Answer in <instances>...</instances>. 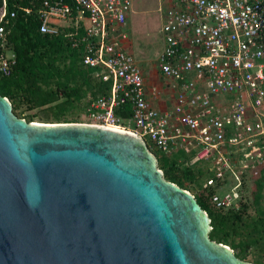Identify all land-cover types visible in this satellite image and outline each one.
<instances>
[{
	"label": "water",
	"instance_id": "water-1",
	"mask_svg": "<svg viewBox=\"0 0 264 264\" xmlns=\"http://www.w3.org/2000/svg\"><path fill=\"white\" fill-rule=\"evenodd\" d=\"M210 229L136 134L28 122L0 95V264H255Z\"/></svg>",
	"mask_w": 264,
	"mask_h": 264
},
{
	"label": "built area",
	"instance_id": "built-area-1",
	"mask_svg": "<svg viewBox=\"0 0 264 264\" xmlns=\"http://www.w3.org/2000/svg\"><path fill=\"white\" fill-rule=\"evenodd\" d=\"M131 5L132 0H43L37 9L43 33L83 22V63L111 82L110 94L92 101L82 115L88 120L75 123L132 132L167 155L194 151L191 162L210 158L214 176L204 186L220 182L211 201L236 208L241 173L264 157V0H172L162 11L164 47L157 67L176 91L174 106L165 111L152 105L140 66L120 43ZM4 17L5 10L0 47ZM13 63L11 54L0 52V74L10 75ZM125 103L131 115L116 116L115 107Z\"/></svg>",
	"mask_w": 264,
	"mask_h": 264
},
{
	"label": "trees",
	"instance_id": "trees-1",
	"mask_svg": "<svg viewBox=\"0 0 264 264\" xmlns=\"http://www.w3.org/2000/svg\"><path fill=\"white\" fill-rule=\"evenodd\" d=\"M42 1L4 0L0 52L11 54L14 63L10 75L0 74V95L11 102L13 115L28 122H83L89 104L110 94L111 82L96 77L83 63L88 42L83 22L62 26L55 34L39 30L37 9ZM21 6L29 7L30 12L25 13ZM114 113L129 117V104L117 105ZM147 145L163 179L191 191L207 213L209 239L229 246L240 260L264 264V157L251 161L241 173L243 193L238 206L222 208L210 199L220 182L204 186L214 176L210 158L191 162L194 151L167 155L149 140ZM237 158L242 160L243 155Z\"/></svg>",
	"mask_w": 264,
	"mask_h": 264
},
{
	"label": "rangeland",
	"instance_id": "rangeland-1",
	"mask_svg": "<svg viewBox=\"0 0 264 264\" xmlns=\"http://www.w3.org/2000/svg\"><path fill=\"white\" fill-rule=\"evenodd\" d=\"M168 6V0H132L131 10L126 19V25H128V39L126 41L132 45L130 53L140 67L146 64L150 65L151 62L154 66H157V57L164 47L162 11ZM156 69L158 70V67ZM174 93L176 91L167 92L172 104L175 102ZM87 120L86 117L81 118L83 122Z\"/></svg>",
	"mask_w": 264,
	"mask_h": 264
},
{
	"label": "crops",
	"instance_id": "crops-1",
	"mask_svg": "<svg viewBox=\"0 0 264 264\" xmlns=\"http://www.w3.org/2000/svg\"><path fill=\"white\" fill-rule=\"evenodd\" d=\"M169 4H171L172 0H168ZM128 25L123 26L122 32L126 34V38L123 39L120 43L127 50H132V45L128 41L127 34ZM157 62V61H156ZM157 65V63H156ZM142 70V74L145 80L147 95L152 103V105L161 110L165 111L171 109L174 105L171 102V98L168 97L167 92L170 93L172 89L167 85L168 80L164 78L159 70H157V66H154L151 62L150 65H145L140 67ZM172 97V96H171Z\"/></svg>",
	"mask_w": 264,
	"mask_h": 264
}]
</instances>
